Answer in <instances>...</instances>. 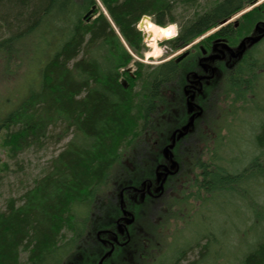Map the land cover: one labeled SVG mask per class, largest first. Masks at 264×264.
<instances>
[{"label":"trees","instance_id":"16d2710c","mask_svg":"<svg viewBox=\"0 0 264 264\" xmlns=\"http://www.w3.org/2000/svg\"><path fill=\"white\" fill-rule=\"evenodd\" d=\"M197 1L0 0V84L10 83L20 69L36 74L23 82V94L7 106L8 111H0L8 158L27 149H43L54 137L60 142L71 136L26 192L23 203L0 213V264H21L20 253H26L29 264H70L60 259L62 252L66 256L73 251L74 259L83 258L84 250L89 254L99 249L93 232L109 225L117 189L133 183L128 171L138 169L145 158L151 164L155 161L152 148L160 145L159 140L165 142V113L174 106L170 100L166 104L165 88L174 91L182 79L181 64L174 59L155 67L135 59L141 57L142 45L136 26L143 16H153L155 25L166 27L175 22L176 4L186 9ZM257 1L215 0L183 20L176 37L167 43L180 50ZM261 20L264 2L243 14L237 27L230 22L212 36L230 30L236 41ZM259 61L264 63L262 58L242 60L224 79L223 93L228 97L230 89H240L238 84L244 89L253 84ZM258 83L255 99H248L245 90L234 94L233 101L243 104L232 105V121L224 135V118L207 120L210 125L202 131L199 120L195 123L191 133L198 142L176 150L179 165L186 161L191 169L177 181L181 191L176 188L169 202L159 200L164 203L160 214L156 201L147 200L143 227L136 221L133 230V237L144 236L143 246L120 253V264L154 259L171 231L181 234V245L177 248L175 242L167 253L176 251L162 264L186 262L190 249H197V256L185 264H216L228 256V244L233 248L231 264H264V80ZM7 102L2 100L3 107ZM242 127L249 132L242 133ZM172 203L177 217L168 207ZM183 219L191 224L180 230ZM198 228L194 240L184 241ZM65 229L72 235L62 242ZM250 236L253 241L247 242ZM232 237L236 240L226 242ZM108 264H115V259Z\"/></svg>","mask_w":264,"mask_h":264},{"label":"rangeland","instance_id":"374dc122","mask_svg":"<svg viewBox=\"0 0 264 264\" xmlns=\"http://www.w3.org/2000/svg\"><path fill=\"white\" fill-rule=\"evenodd\" d=\"M214 1L215 0H198L196 5H195V3H192L191 6H187L186 9H184L181 5L176 4L174 7V13H173V17H174L175 22L166 24V27L172 28L173 29V35L176 36V34H178V32H179L180 26L183 23V20L194 17L196 15V13L199 14V13L203 12L208 7V5ZM263 2H264V0H258L253 6L257 7V6L261 5ZM97 6H98V8H100V11L103 12L107 16V14L104 12V8H103L101 2L97 1ZM253 6L247 7L246 9L240 11L235 16H232V21L233 22L238 21V19L241 18L242 15L245 14L247 11H249ZM96 16H97V14L95 15V17ZM146 17L151 22H153L152 21L153 16H146ZM169 17L170 16H165V19H167ZM92 18H94V17H91L90 19H92ZM143 19L144 18L142 17L136 26L138 31H140V33H141V37H142V43L141 44L142 45H141V57H136L135 59L137 61L141 62L142 65L155 67L161 63H164L168 59H171V58L173 59L174 57L178 56V54H180V51L182 49L173 50L170 48V46H169L170 44L167 43V40L172 39V36L169 39H166V40L163 39V40L157 41L158 54H155V55L153 54V48H152L150 42L147 41L145 34L142 30V27H141V22ZM258 31L263 32V34H258ZM245 35H246L245 39L244 38L241 39L242 37H238L236 39V41H239L241 39V41L238 43L239 44L238 48H240L241 46H244L245 48L247 46H249V44L251 42V39H249V38L254 39L258 36L264 35V20L257 22L255 24V26L252 27L251 30H248L246 32ZM200 37L193 40V42L190 44L192 45L193 43H195ZM194 50H197V48L195 47ZM248 58H249L250 62L253 60H259V58L264 59V36L260 39V43L258 42L255 45V47H253L251 49V51H249L248 54L243 57V60H245V59L247 60ZM143 69H145V68H143ZM135 71H136L135 66H133L131 64L130 65V72L133 74ZM218 71H219V73H221V78H222L224 68L221 69V72H220V69H218ZM253 73L255 76L254 79L251 81V82H253V84H251L249 86H248V84H246L247 86L245 89H244V84L243 85L238 84V87H237V88H240V89H238L240 93L243 92V94H245L243 91V90H245L248 99H255V95L257 94L258 90L260 89L259 85H258L259 84L258 81L260 83H262V81L264 80V63L262 64L259 61L257 63L255 70H253ZM35 75L36 74L34 73V71L32 69L28 70L27 72L20 69V70H17V74L15 76H13L10 83L9 82H2L0 84V111H4V112L8 111L7 106H9L10 104L13 105L17 101V99L23 94V90H24L23 82L26 79H30L32 77H35ZM215 80L213 81L214 85L213 84L211 85V86H214V89H213V96L210 98V102L209 101L204 102V100L207 99L206 96H209V94H210V93H208V91L210 90V87H208L205 89V94L200 98V102L198 103L199 106L202 108V114H201V118L199 117L200 119L198 121L197 126H198V129L200 128L199 130L202 131L205 128H207L208 125H210L207 123V120L208 121H217V122L220 121L221 122L222 121L221 118H224V126H223L224 130L222 131V134L224 135L226 132L225 131L226 126L230 125V123L232 121L231 118L229 117L230 113L233 112L232 105H235L236 108H238L239 106H241L243 104V101H239V102L235 103L232 98L234 97V94L238 90L230 89V91H228V97H227V95H226L227 92L223 93V90L221 88L220 83L215 81ZM138 88H139V84L135 86V90H137ZM167 88H165V91L167 90ZM169 95L171 96V93H168L167 96L165 95V98H166L165 102H166V104H168V102H169L167 100V98H168L171 101V105H174L173 107H171V108L169 107V108L170 109H177V110H178V108L181 109L182 107L178 106V104H176L177 99L180 98L178 93H177V96H176L175 92H174V94H172L174 96L173 99H171ZM176 97H177V99H176ZM5 98H7V100L9 102H7L6 106L3 107L1 102H2V100H5ZM238 113L241 114L242 110H239ZM175 114H176V110H175ZM178 114H179V117H177V115H176V120H177V123H180V122H178V120H180V118H182V116L180 115V113H178ZM169 116H170L169 118L171 119L170 124L167 123L165 125V128H166V126H168V128L171 129L172 128L171 124H173L174 121L172 120V116L171 115H169ZM202 116H203V118H202ZM185 122H186V119L181 125H183ZM235 123H236V121H235ZM185 125H187V123ZM231 128L232 127H230V129ZM178 130H180V129H178ZM243 132L247 133L249 131L247 128L242 127V133ZM2 134H3V131H0V213L5 212L6 209L10 205L17 207L23 203V201L25 200L26 192H28V190H30L32 188V186L36 180H38L39 178H41L45 174V172L48 170V165L50 163V160H52L54 157H56L58 155V153L64 149L65 144L71 138V136H67L62 141L58 142V141H54V138H55L54 137L52 140L45 142L46 145L43 149H40V150H38V149H27L26 151H24L20 154H17L14 159H10V158H8V154L2 145ZM250 134L251 133L248 134L249 137H250ZM251 140H252V138L250 137V142H251ZM167 142L168 141L163 143V140L162 141L159 140L160 145L154 144V146L152 148V154H155V158H156L155 161L156 162L154 161L151 164V162H147V158H145V161L143 160L142 163H139L140 165H139L138 169H133L134 171L132 170L133 173H132V171H130V172L128 171L129 180L130 181L133 180V183L128 184V185H124L123 187L118 188L116 191V196H118V194H119V197H120V192H122V199H123V192L126 189L132 188L136 183H139L140 180L145 179V178H151L154 180L145 179L141 182V184L143 182H146V185H147L148 181H149L152 186L154 185L156 187V185H155L156 168L166 166L165 160L168 159V158H163V155H162V150L165 148V146L170 144ZM197 142H198V140L195 138V134L191 133V132L188 133L185 136V138H184V136H182L178 139H176V137H174V147L171 150V155H172V160L178 164V166H177L178 168H177V170H175L173 176L167 177V179H168V180L166 179L167 182L165 181V184L162 186V189L164 192L162 195L164 197L161 198L162 197V195H161L158 198H156L157 196L155 195L156 197L150 199V200L156 201L155 204H156V206H158L157 207L158 208V214H160V211L164 206V203L162 204V202H159V200L165 199L168 202L171 201L170 199L175 196L174 192H175L176 188H178V193L181 191V188H182L181 183H179L177 181H179V179L183 175L182 173L184 171H187V169H190V168H187L186 165H184L187 163L186 161H184L182 164L179 165V161H178L179 159L177 158L176 150L177 149L179 150L180 148L189 146L190 144L193 145V143H197ZM233 143L236 145L240 144V142H237L236 140H233ZM130 152H132V151H130ZM147 169L150 170L149 174H146L148 172ZM159 171H161V168L159 169ZM190 171H191V169H190ZM130 173H132V174L130 175ZM146 180H148V181H146ZM170 183H172V184L170 185ZM156 193L158 195V192H156ZM117 199H118V197H116L115 204L113 206L114 210H117ZM148 199H144V201L141 200L143 202L138 201L136 204V208L135 207L132 208L129 205V208L131 210L132 209L135 210L134 213L136 215V221H138L140 227H143V222H145L144 219L147 218V217H145V216H147V214H146L147 211L145 210L147 208H145V206L147 204ZM191 202H190V204H192L191 208H193V206H194L193 201H191ZM194 203H197V202H194ZM168 207L169 208L171 207V210L176 211L174 213L176 215V217H177V214L179 215L178 211L175 210L177 208L176 204L172 203ZM188 214H189V217H187L186 219L192 218V216H190L189 212H188ZM161 215H164V214H161ZM148 219H149V221L152 220V219H150V217ZM153 220L155 221V216H153ZM189 221L190 220L187 221L185 219L181 220V223H179V225H182L180 230H182V229L184 230L185 227H187V224L188 225L191 224ZM176 224L178 225V223H176ZM146 227H147V221L145 223V228ZM171 230H172V228H171ZM199 231H200V228L196 229V231H194V232H191L190 236L187 239H185L184 241H187V242L190 241L191 239L196 237V233H198ZM63 234L64 235L62 238V242L69 239L72 235V232L65 229L63 231ZM168 234H170L171 237L167 241L164 240V243L162 245V251L160 252V254L158 256H156L154 259L146 260L147 261L146 264L166 263V255H169L172 257V254H174V252L176 251V250L175 251L173 250L171 253L170 252L167 253V251H170L171 246L175 242H177V248L181 245L180 244V239H181L180 235L181 234L179 232L175 233L174 231H171L170 233L168 232ZM143 239H144V236H140V237L138 236V238H137V235H135L131 241L132 245L129 244L124 249L126 251H129L135 245H138V250L141 249L143 244L141 243L140 240H143ZM234 240H236V238L232 237V239H230V241L226 240V242L232 243ZM251 241H253V240L250 236V237H248L247 242H251ZM240 242H243V241H240ZM203 243H204V241L201 242L200 244H203ZM247 246H249V243ZM192 247H193V245H192ZM227 247L228 248L226 249V252L228 254V256H227L228 259H227L226 255H224L221 259L218 260V262L216 264H225V261H229L228 264H231V262L233 260V257H232L233 248H232L231 244H228ZM71 249H73V248L71 247ZM197 251H198L197 249H190V251L188 252L187 257H186L187 258L186 262H182L181 264H185V263H187V261L192 262L193 260H195L196 256H197ZM244 251H245V249H244ZM88 252L89 251L84 250L83 260L80 257L81 255L80 256L75 255L74 259L70 258L73 251L69 252L66 256H65V253L62 252L60 259L62 258V260L65 261V263L68 261V262H70V264H96L95 260L97 259L96 255L98 254V250L96 251L97 254L93 253V252H90L88 254ZM163 254L165 255V258L162 257ZM19 258H20L21 264H29L27 262L26 253H20ZM118 258L119 257H117L115 259V264H120ZM56 259H54V260H56Z\"/></svg>","mask_w":264,"mask_h":264},{"label":"flooded vegetation","instance_id":"af4514ba","mask_svg":"<svg viewBox=\"0 0 264 264\" xmlns=\"http://www.w3.org/2000/svg\"><path fill=\"white\" fill-rule=\"evenodd\" d=\"M237 25L238 23L237 21H235V23H233V26L237 27ZM229 31L228 33H226L227 31L224 32V34L223 32H221V34H219L220 37L216 38L212 36L215 32L208 33L207 35L199 38L195 43H193V46L188 45V49H185V51L182 52L183 54H185L183 58H181L179 61H176L174 59L175 63L181 64L179 72L182 79L176 84V88L174 91L169 88L170 86H168L167 90L165 91V95L167 96L168 93H171V96H169L171 99H173L174 96L172 94H174L175 92L177 96L178 93L180 98L177 99L176 97L178 101H176V103L182 108H178L177 110L167 107L165 113V125L167 123L170 124L171 119L169 118V115L172 116V120L174 121V123L171 124V129L168 128V126H166L165 128V142L168 141L167 143H170L173 134L178 131V129H181L186 123L188 124L190 120H192L193 124L189 127V130L185 134V136L190 132L191 128L192 130H194L195 123L201 118L202 108L198 103L200 102V98L205 94V89L210 87L211 91H208V93L210 94L209 96H206L207 99L204 100V102H210V98L213 96L214 86H211L213 84V81L216 79L215 81L219 82L222 88L224 79L229 74L234 73V71L238 68V64L243 60V57L247 55L248 52L251 51V49L254 47L250 46L249 44V46H247L246 48L242 46L238 49V43L241 41V39H245L246 35L242 36V38L236 44H234V42H236L235 36L234 34H232V36L229 35L232 33V31ZM258 34H263V32L258 31ZM200 42H202V44L198 45L197 50H194V46ZM223 68L224 72L221 78V73H219L218 69H220L221 72V69ZM167 100L169 101L168 98ZM178 113H180V115L182 116V118L178 120V122L180 123H177L176 120V115L177 117H179ZM185 119L186 122L181 125L185 121ZM177 134L178 133H176V135ZM165 165L170 166L169 159L165 160ZM145 179L154 180L151 178ZM145 179L140 180L139 183H136L132 188L126 189L123 192L121 207L120 197L118 194L117 210H114L113 214L111 215L109 225H104L103 227L98 228L93 232L94 240L99 246L98 254L96 253V251L93 252L97 254V259L95 260L96 264H98L99 260L109 251H111V254L102 261V264H108L112 259H116L117 257H119L120 253L125 254L127 252L124 248L131 244L133 238V230L136 226V215L134 213L135 210H131L129 208V205L132 208H136V204L138 201L143 202L144 199H152L156 196V198H158L164 193L163 189H159L160 183L155 184V187L154 185L152 186L148 180H146L148 181V184L145 185L144 191L142 193L140 191L143 188L141 182ZM155 191L158 192V195ZM118 224L121 225V230L117 227ZM133 251H130L129 253H133ZM145 260H148V258H146Z\"/></svg>","mask_w":264,"mask_h":264},{"label":"water","instance_id":"95a60500","mask_svg":"<svg viewBox=\"0 0 264 264\" xmlns=\"http://www.w3.org/2000/svg\"><path fill=\"white\" fill-rule=\"evenodd\" d=\"M91 14V11L88 12L86 14V16H89ZM144 18V17H143ZM227 22V20H223L220 22V25H223ZM251 39V42H250V46L257 43L260 39H261V36H258L254 39L252 38H249ZM242 47V46H241ZM185 56V54H182L181 56H179L176 61H179L181 58H183ZM193 122L192 120H190L188 122L187 125L183 126L180 130L176 131L173 136H172V139H171V142L169 145L165 146V148L162 150V155H163V158H168L170 160V166H162V167H157L156 168V171H155V184H159L160 183V186H159V189L162 190V186H163V183L167 177V175H173L175 170H177V163L175 161L172 160V155H171V150L173 149L174 147V137H176V139L184 136L188 130H189V127L192 126ZM176 133H178L176 135ZM161 168V171H159V169ZM163 171V172H162ZM142 189L140 190L142 193L144 191V187L146 185V182H143L142 184ZM149 187V186H148ZM122 206V192H120V207ZM125 214V213H124ZM120 230H121V225L118 224L117 226ZM119 230V231H120ZM100 233V232H99ZM98 233V234H99ZM111 254V251L107 252L98 262V264H102V261Z\"/></svg>","mask_w":264,"mask_h":264},{"label":"bare ground","instance_id":"6f19581e","mask_svg":"<svg viewBox=\"0 0 264 264\" xmlns=\"http://www.w3.org/2000/svg\"><path fill=\"white\" fill-rule=\"evenodd\" d=\"M143 17L144 19L141 22L142 30L153 48V54H158L157 41L169 39L173 36V29L170 27H159L153 24L146 16Z\"/></svg>","mask_w":264,"mask_h":264}]
</instances>
